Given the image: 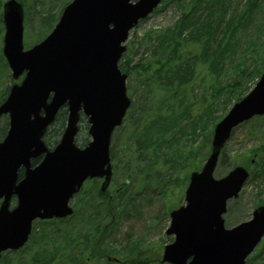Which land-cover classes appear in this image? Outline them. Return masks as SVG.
<instances>
[{
	"label": "water",
	"instance_id": "95a60500",
	"mask_svg": "<svg viewBox=\"0 0 264 264\" xmlns=\"http://www.w3.org/2000/svg\"><path fill=\"white\" fill-rule=\"evenodd\" d=\"M161 0H71L51 31L23 47V6L2 5V54L14 82L0 103L8 129L0 141V257L28 240L34 220L64 218L73 212L70 200L83 182L103 178L110 183V138L122 124L131 100L127 74L118 62L129 31ZM123 43V44H122ZM66 109L60 139L49 149L43 135L61 108ZM256 115H264V71L253 88L234 102L215 124L211 150L199 171L191 172L185 204L170 212L161 262L168 264H245L264 235V204L249 220L226 228L227 201L237 198L249 171L237 165L220 178L213 176L231 131ZM89 141L75 143L80 117ZM42 154L31 167L30 159ZM23 173L19 177V169ZM12 197L14 206L10 207Z\"/></svg>",
	"mask_w": 264,
	"mask_h": 264
},
{
	"label": "rangeland",
	"instance_id": "374dc122",
	"mask_svg": "<svg viewBox=\"0 0 264 264\" xmlns=\"http://www.w3.org/2000/svg\"><path fill=\"white\" fill-rule=\"evenodd\" d=\"M4 1L0 0L1 13ZM69 1L71 0H24L23 4L26 12L23 30L24 48H29L36 44L51 31L62 8ZM175 6V0H162L148 16L140 20L129 31L128 37L124 42L126 46L125 53L131 57L129 66L136 62L144 63L149 59L157 57L151 55L150 52L145 53L150 44H156L155 41L149 40V37H155L156 33L164 31L175 23L180 14ZM47 15L54 16L51 19L50 28L44 25L43 27L41 26L42 18ZM1 18L0 102L5 97L7 88L13 81L10 78V70L2 55L3 26ZM260 40L261 37L256 40V43L258 44ZM198 46V43L193 41L189 44H184L183 50L184 52L188 50L195 52L199 50ZM192 65V78L194 82H184L175 88H186L188 95H190V91L193 88L192 95H190V98L188 97L189 108L191 105V110L186 115L188 118L193 119L198 114L205 112L204 107L212 100L209 90L214 74L210 73L207 63L197 61L196 59L194 62L192 60ZM144 79L145 77L136 71H132L129 76L127 75L126 94L131 100L130 109L127 110L122 124L115 128L110 139V151L113 155V158H111L112 177L106 191L110 198V203L108 204L110 213L109 218L104 221L108 234L105 238L107 245L104 242L102 248L105 249L108 246L111 251L108 256L116 258L121 262H113V264H123L124 260L129 259H135L138 262L142 261V264H165L161 262L162 250L166 244L173 240V235L165 233L170 222L169 214L172 210L184 204V192L190 173L193 170H200L210 153L214 129V125L211 126L213 121L219 115H223L224 109L227 106L231 107L233 104V102H230V104L224 105V99L221 101L219 97L214 98L211 112L205 115L203 122L199 124H204L206 128L204 132L202 133V130L199 129V135L191 137L189 141H185V137H181L180 134L176 133V138L173 137L172 140L174 141L168 148L165 143V134H162L158 138L160 134L159 130L162 128L157 126L156 123L153 125L149 124L144 129V147H142L143 145L139 146L136 142L135 129L138 133H142V124L158 109L157 114L160 117H164L165 120L173 118L179 112L176 110V113H172L169 107H161L165 104V101L170 100L165 98L164 94L159 93L155 89L156 87L151 85L145 86L140 82ZM19 80L17 79L15 82H19ZM147 82L150 84L151 81L147 80ZM255 82V79L247 81L243 95L253 88ZM186 116L184 115L177 119L176 127L181 128V126L183 127L188 122L187 118H185ZM58 119L60 120L61 117L58 116ZM65 119L66 114L64 116V124ZM156 119H153V121ZM162 120L163 118H159L157 122L161 124ZM56 126V124H52L48 130L46 142L50 143L48 144L49 146H54V142L60 139L64 128L63 126L62 130L58 131ZM6 129L7 118L4 115L0 117V138ZM211 131L212 133L210 134ZM261 133H264V115L257 119L252 118L235 127L230 138L224 144L223 150L225 151V156H219L213 176L220 178L236 165H241L252 173L255 169L254 163L250 164V157H247L246 161L244 155H249L257 147L260 143ZM89 139L86 119L81 118L75 143L78 146L83 145ZM202 141L204 146L201 144ZM180 147H182L180 150L183 154L179 159H176V170L171 169L169 162L166 165L162 161H158L156 166L153 167L154 154L159 150L161 157L165 156L163 152H166V157L170 159L172 157V149ZM143 157L146 159L141 160ZM180 159L185 160L181 161ZM183 162L187 166H191V168L184 167L179 169ZM90 181L84 182L81 190L70 201L71 206L79 211L76 217L63 219L64 222L57 221V219L53 222L55 226L59 227V230H70V225L77 223V221L80 222L81 208L85 206L87 196L93 195V192H95L93 184H96V187L99 188L101 183L99 179H91ZM104 203L103 201L102 207L107 206ZM258 204H264V177L258 187H256V182L251 181L249 178L239 192V196L227 202V211L223 215L225 226L231 227L239 222L249 220L252 216V211ZM102 212L105 213L104 211ZM46 225L51 226L52 224L49 222L39 223L35 220L32 224V228L34 229L32 232L35 235H43L45 239L51 240L52 235L50 233L52 229L45 228ZM42 230L46 233H40ZM25 245L24 252L26 250L31 252L38 248V244H34L32 240L27 241ZM9 254L12 255V253ZM263 259L264 235L253 252L247 257L245 264H262ZM92 264L105 263L104 259H99L95 260Z\"/></svg>",
	"mask_w": 264,
	"mask_h": 264
},
{
	"label": "trees",
	"instance_id": "16d2710c",
	"mask_svg": "<svg viewBox=\"0 0 264 264\" xmlns=\"http://www.w3.org/2000/svg\"><path fill=\"white\" fill-rule=\"evenodd\" d=\"M19 1L24 7V0ZM175 1V8L180 13L178 19L172 26L156 33L155 37H149V40L155 41L156 44H150L145 53L150 52L151 55L157 57L144 63L136 62L129 66L131 57L124 52L118 62L122 72L128 76L132 71L143 75L145 79L141 80V83L145 86L156 87L155 89L159 93L164 94L165 98L170 100L165 101V104L161 107H169L172 113H176V110L179 111L173 118L165 120L164 117H160L157 114L159 109L156 110L142 124V133H138L135 129L136 142L139 146L143 145L144 129L149 124L153 125L155 123L162 128L159 130L158 138L165 134L167 148L173 143L174 140L172 139L173 137L176 138V133L180 134L181 137H185V141H189L191 137H197L199 129L202 130V133L206 129L204 124H199L203 122L205 115L211 112L214 98L219 97L221 101L224 99V105L240 100L244 96L243 93L244 89H246L247 81L249 79L257 80L264 71V0ZM1 14L0 10V18ZM53 17L50 15L43 17L41 26L43 27L44 25L50 28ZM259 37H261V40L257 44L256 40ZM193 41L198 43L199 50L184 52V44L186 45ZM196 59L207 63L210 73L214 74V76L212 77L213 81L209 90L212 100L204 107V111L206 110L205 112L207 113L204 114L205 112H202L192 119L186 115L191 110V105L189 108V98L193 93V88L190 91V95H188L186 88L177 89L175 87L182 85L184 82H194L192 78V60L194 62ZM147 80L151 81L150 84ZM227 108L230 107L227 106L223 115H219L211 126L215 125L224 116L227 112L226 110H228ZM65 114L66 109L63 107L59 110L52 123L57 125L56 129L58 131H61L64 126ZM184 115L188 122L181 128L176 127L177 119ZM58 116L61 117L60 120ZM259 117L262 116H255L254 118L257 119ZM81 118L85 117L81 116ZM155 118L157 119L153 121ZM159 118H163L161 124L157 122ZM45 141H47L46 138ZM56 142L57 140L54 143ZM46 143L50 144L49 142ZM85 144L79 146H84ZM201 144L204 146L203 141ZM181 148L172 149V157L170 159L166 157V152H163L165 156L162 155L163 157H161L159 150L154 154L153 167L156 166L158 161H162L166 165L169 162L171 169L176 170V159H179L183 154L180 150ZM223 148L220 153L222 157L225 156ZM110 157L113 158L111 151ZM247 157H250V164L253 162L255 166L249 178L251 181L256 182V187H258L264 177V133H261L260 143L257 147L249 155H244L246 161ZM145 159L143 157L141 160ZM180 160L184 161L185 159ZM182 164L179 169L184 167L191 168L185 162ZM90 182L94 183L93 181ZM93 187L95 191L93 195L87 196L86 202L83 200L86 204L81 208L80 222L77 221V223L70 225V230L62 231L53 224L56 219L37 220L39 223L49 222L52 224L45 227L52 229L50 233L52 235L51 240L45 239L43 235H35L31 231L28 241L32 240L34 244H38V248L31 252L27 250L24 252L26 248V245H24L18 250L6 251L1 255L0 264H92L99 259H104L105 264H113L112 260L108 259L110 258L108 255L111 253L110 248L108 246L105 249L102 248V244L108 236L104 221L109 218L110 210L108 209V204L110 203V198L106 192L107 190L101 192L96 187V184H93ZM94 195L95 197H93ZM103 201L107 206L102 207ZM78 213L79 211L74 208L73 214L67 219L76 217ZM57 221L61 222L63 219H57ZM32 230L34 229L32 228ZM44 232L42 230L40 233ZM9 253H12V255ZM126 263L142 264V261L138 262L135 259L124 260L123 264ZM262 264H264V259Z\"/></svg>",
	"mask_w": 264,
	"mask_h": 264
},
{
	"label": "flooded vegetation",
	"instance_id": "af4514ba",
	"mask_svg": "<svg viewBox=\"0 0 264 264\" xmlns=\"http://www.w3.org/2000/svg\"><path fill=\"white\" fill-rule=\"evenodd\" d=\"M7 93H8V92H7ZM6 96H7V94H6ZM4 115H5L6 118H7V128H8V115H7V114H3V115H1V116H4ZM1 116H0V117H1ZM50 126H51V125H49V126L46 128V130H45V132H44V135H43V141L45 142V145H46L49 149H51L52 146H49V145L46 143L45 138H46V136H47L48 128H49ZM4 132H5V133H4L3 136L0 138V141L4 138V136H5L6 132H7V129H6V131H4ZM54 144H55V143H54ZM41 159H42V154L39 155V156H37V157L31 158V159H30V166H31V167L35 166L36 164H38V163L40 162ZM22 173H23V168L19 169V177L22 175ZM99 180H100V182L102 181L101 178H99ZM14 203H15V198L12 197V199H11V203H10L11 207L14 205Z\"/></svg>",
	"mask_w": 264,
	"mask_h": 264
}]
</instances>
